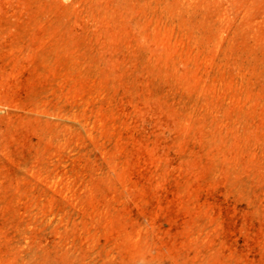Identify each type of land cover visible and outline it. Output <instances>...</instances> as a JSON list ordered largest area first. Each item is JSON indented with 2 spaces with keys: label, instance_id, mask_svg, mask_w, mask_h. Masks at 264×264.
<instances>
[{
  "label": "rangeland",
  "instance_id": "obj_1",
  "mask_svg": "<svg viewBox=\"0 0 264 264\" xmlns=\"http://www.w3.org/2000/svg\"><path fill=\"white\" fill-rule=\"evenodd\" d=\"M0 264H264V0H0Z\"/></svg>",
  "mask_w": 264,
  "mask_h": 264
}]
</instances>
